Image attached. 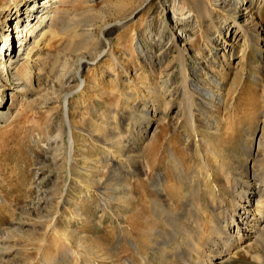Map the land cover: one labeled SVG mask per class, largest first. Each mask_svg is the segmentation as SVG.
Here are the masks:
<instances>
[{
  "label": "rangeland",
  "instance_id": "obj_1",
  "mask_svg": "<svg viewBox=\"0 0 264 264\" xmlns=\"http://www.w3.org/2000/svg\"><path fill=\"white\" fill-rule=\"evenodd\" d=\"M37 1L30 6L33 0H0V113L10 115L0 120V264H166L149 247L155 229L165 230L159 239L172 234L152 210L160 199L157 176L167 174L168 185L191 191L184 176L173 172L176 154L194 181L204 183L203 193L208 189L203 163L191 154L195 135L192 147L186 141L190 112L200 134L209 136L226 161L250 166L245 146L256 149L264 139V32L260 47L246 44L235 31L234 18L244 17L242 0H55L39 15L31 10L42 3ZM29 6L32 16L25 14ZM247 6L264 31V0ZM44 12L49 19L42 27L51 32L30 47L31 56L17 68L6 56L13 43L6 36L15 21H3L22 16L13 43L16 60L21 45L33 43L31 32ZM174 34L189 50L186 56L176 48ZM225 40L234 45L232 58L229 50L223 57ZM82 60L86 86L77 92ZM29 71L30 86L19 87L14 74L26 79ZM69 92L75 93L69 103L75 159L84 169L73 171L70 180L64 156L54 162L50 144L58 132L65 141L60 130ZM215 119L220 128L209 131L203 124ZM107 143L118 159H111ZM210 160L217 165L214 156ZM81 179L86 182L77 183ZM175 203L174 209L181 207ZM192 221L191 232L197 229ZM194 234L179 233L168 249L188 250ZM254 247L250 253L234 250L223 264H260L254 258L260 249Z\"/></svg>",
  "mask_w": 264,
  "mask_h": 264
},
{
  "label": "bare ground",
  "instance_id": "obj_2",
  "mask_svg": "<svg viewBox=\"0 0 264 264\" xmlns=\"http://www.w3.org/2000/svg\"><path fill=\"white\" fill-rule=\"evenodd\" d=\"M54 1L55 0H42L41 4H38L37 6L33 7V9L31 10H35L37 15H39L40 12H43L40 11L42 10L40 8L43 7V10H45L48 8V4ZM249 1L250 0H242V11L244 17L242 21H240L238 17H235L233 27L235 28V31L242 32V34L244 35V42L246 44L247 42L249 44H251V42H255L261 47V35L264 31L260 28L258 24L253 23V20L251 18L253 13L251 12L250 7L247 6ZM35 3H38V1L33 0L30 6H32V4L34 5ZM30 6L27 12L25 13L26 16L33 15L30 11V8H32ZM47 18V13L46 16L42 14L40 25H38V27H36L31 32L34 38L33 43L31 41L27 43L26 46L29 45V47H27L26 49H23V45H21L20 54L18 59L16 60L14 57H12V53L14 50L13 43L16 39L17 33L19 32L20 26L18 24L22 19V16L18 15L15 18L8 17L3 21L4 23H8L9 25L12 24L13 21H15V23H13V25L15 24V29H13L6 36L7 39H11V41L13 42L9 45L8 53L6 55L7 58L10 57V63L12 65L17 66L23 60L26 62V59L31 56L30 47H32V45L39 44L40 40L43 39V37H45L47 33L51 32V27H49L50 25L48 26L49 29H47L46 27H42V25L46 22ZM26 20L29 19L27 18ZM38 28L39 30L35 35V32ZM174 35L176 48L182 53L183 56H186L189 50H187L183 44H180L178 41L179 37L176 34ZM181 38V42L186 43V38L183 34ZM233 48L234 45H229L227 40L223 42V57L225 59H227V50H229L230 58H232ZM2 50L4 49L2 48ZM22 50L23 52H21ZM105 53H110L112 55L113 52L108 49ZM114 60L116 64H118V60L116 58H114ZM84 62L85 61L82 60L79 69L77 68V76L80 79V87L77 89V92H80L86 86V80L82 79L81 74ZM29 63L31 62L29 61ZM232 64L230 62L227 63V65L229 66H232ZM233 68L235 69L236 67ZM32 74L33 73L29 71L26 74L27 78L25 79L21 77L23 78L21 79L18 72H16L14 76L16 77L15 80L20 82L19 87L26 88L29 85V79L32 78ZM255 79L259 80V77H256ZM214 80L218 86L221 85L218 79L214 78ZM73 94L75 93L69 92L65 96L63 103L64 124L60 131L64 132L66 136L65 141L63 142L61 132H58L54 137L50 139V144H52L51 148L55 153L54 162L58 161L57 159L60 157V155L64 156V161L70 168V172L68 171L69 180L73 177V171H75L76 169L78 170V168L79 170L81 169L75 159L76 137L74 132V123L72 119L73 112L71 111L69 104L70 97ZM191 94L188 95L190 97L188 100L190 101L189 103H191L190 107H192L193 103ZM0 108H4V103H2V99H0ZM149 112L150 110L147 111V114H150ZM190 113L191 114L189 116V127L192 133L187 136L186 141L188 145H190L189 139L193 134L195 135V140H193L195 149L191 148V154L195 158H200L203 163V167L206 170V175L203 174L202 179L206 182V186L208 187V189L206 190V192H204V194V183L201 181L195 182L193 174H190V171L187 173L182 159L178 158V156L176 157V154L171 155V160L174 162V174H176V177L178 179H180L181 176H184L185 182L191 185V191L184 192V186L178 188L175 186L172 187V185H168L170 184V177L167 176V174L157 176L156 182L159 187L160 199L155 201L156 203L153 205L152 210L156 219H163L166 223L169 224L172 234L170 233V238L163 237V239H159V237H162L165 234V230L155 229L156 235L154 234V237L151 238L149 247L153 249L154 254H156V256L157 254H159V258H162V262L166 264L173 263L176 259L179 260L180 264H223L234 250L243 249L247 253H250L251 249H253L254 246H257L260 249V252L258 255L256 254V257L254 258L257 259V261L264 263V141H262L264 139H259L256 149H254L252 145L245 146V154L247 159H249L250 166H247V164L238 165L235 159L226 161L222 152H219L213 147V144L208 138L209 136L206 134H200L199 125L197 124L196 117L194 114H192V112ZM9 116L8 114L1 112L0 120H8ZM203 125L207 126L209 131H218L221 124H219L218 119H215V122L212 121L211 123ZM148 128L149 127L147 126L144 134L148 132ZM262 134L264 136V128ZM190 146L192 147V145ZM109 147L110 146L107 143L106 149L111 155V159L116 160L118 156L114 155L115 153ZM213 156L217 164L215 166L212 165V162L210 160V157L212 158ZM260 164H262L261 167ZM131 167L136 171L139 170L138 166L131 165ZM81 170L84 171L83 168ZM117 180L119 184H123L124 182H121L123 179L120 177L117 178ZM85 182H83L82 179L80 181H77V183L79 184H83ZM69 187L70 184L67 183L65 188V194L68 192ZM88 191L92 192L91 190ZM65 196L66 195L61 198L62 202L66 201ZM176 201H180L181 207L178 206V209H174ZM207 201H209V204L207 203ZM194 207L195 209H197L195 213L192 212L191 209ZM191 219L197 227V229H195L193 232H191V228L189 227ZM183 232L188 236L195 232L193 238L191 239V241L193 242L190 241L191 243L188 246V250H185L181 245H178V251L168 249V247L171 246L170 243L177 238L179 233ZM63 237L67 245L72 244V240L68 237L67 234L63 235ZM134 245L136 246L135 248L138 250V254H142V246L137 243ZM83 249L85 250L86 248ZM77 254L79 255V253ZM141 257L143 258V260H147L146 256L142 255ZM126 264H133V262L131 260H128Z\"/></svg>",
  "mask_w": 264,
  "mask_h": 264
}]
</instances>
